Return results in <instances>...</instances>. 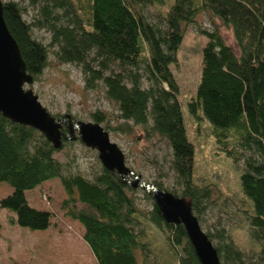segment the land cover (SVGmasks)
<instances>
[{
    "label": "trees",
    "instance_id": "1",
    "mask_svg": "<svg viewBox=\"0 0 264 264\" xmlns=\"http://www.w3.org/2000/svg\"><path fill=\"white\" fill-rule=\"evenodd\" d=\"M76 1L81 17L73 11L72 0H48L42 8L43 26L52 34V44L58 47L57 60L82 65L89 88L101 80L106 97L117 107L123 121L140 126L150 116V133L167 141L172 170L182 186L179 195L170 193L184 200L192 213L198 208L201 213L212 190L195 185L194 147L188 139L178 101L179 88L170 65L176 61L186 27L196 21L199 13L209 12L232 29L238 57L216 30L202 31L207 41L202 48L199 81L194 97L187 102V112L210 124L214 144L226 156L230 157L236 147L252 153L244 161L240 190L249 203L252 236L263 241L264 0H174L163 17L165 31L151 24L140 11L146 5L164 4V0ZM2 7L5 24L19 47L26 72L34 80L47 66L46 49L32 39L30 26L16 3L5 2ZM56 10L67 15V24H59ZM91 51L108 62L134 68L143 64L149 86L141 87L137 73L129 74L127 82L121 74L102 76L101 71L89 66ZM91 119L95 124L105 121L101 113L92 114ZM55 152L42 134L0 114V183L12 189L0 200V208L13 214L9 222L32 231L52 226L51 213L32 208L25 193L57 178L67 196L61 203L62 209L83 227V241L96 264H143L137 255L144 244L134 231V222L140 215L128 195L132 191L130 186L115 171L105 168L93 181L79 175L63 176ZM149 214L151 223L164 228L172 248L180 251L178 264H200L181 224L166 223L154 203ZM206 235L210 241L219 240V244L213 245L219 264H252L245 263L233 243L226 242L224 231ZM260 253L264 262V248ZM139 257L142 259L141 254Z\"/></svg>",
    "mask_w": 264,
    "mask_h": 264
},
{
    "label": "rangeland",
    "instance_id": "2",
    "mask_svg": "<svg viewBox=\"0 0 264 264\" xmlns=\"http://www.w3.org/2000/svg\"><path fill=\"white\" fill-rule=\"evenodd\" d=\"M0 1L14 2L20 7L23 20L30 26L32 39L46 49L47 66L32 84L25 85L24 89L30 90L51 116L65 123H93L92 114L104 115L105 121L99 125L123 155L124 166L129 172L120 177L132 189L128 195L133 199L140 215L134 222V231L138 234L140 243L144 244L140 252L142 259L139 253L137 255L139 261L143 264H178L180 251L172 248L164 228L151 223L149 214L153 205L150 191L155 185L178 195L182 190L172 170V154L167 141L150 133L152 125L150 116L147 123L140 126L134 125L132 121H123L119 117L117 107L106 97V89L101 80L95 81L90 88L86 86L87 75L84 74L82 65L61 63L57 60L58 47L52 44V34L43 26L45 22L42 8L48 0H37L35 3L28 0ZM72 1L73 11L81 17L77 1ZM173 2L174 0H164V4L146 5L140 11L151 24L165 31L163 17ZM54 15L59 24L68 23L67 15L62 10H56ZM214 30L238 57L239 50L232 29L224 26L211 13L201 12L196 16V21L186 27L183 40L176 52V61L170 65L179 88L178 101L181 104L188 139L194 147L195 185L209 186L212 190L210 198L201 206L203 207L201 213L198 208L193 215L205 234L224 231L227 236L226 242L233 243L235 249L242 254L245 263L264 264L260 253L264 248V240L257 241L252 236L249 203L243 198L240 190L239 177L244 171V161L253 156L252 153L236 147L233 148L230 157L226 156L215 146L210 124L201 118H192L187 112V102L194 97L199 81L202 48L207 41L202 31ZM87 61L92 69L101 71L102 76L121 74L126 81L129 74L137 73L141 76V87L149 86L143 64L134 68L120 65L118 62H108L96 56L94 51L90 52ZM54 158L61 163L63 176L79 175L93 181L103 169L98 151L86 146L76 131L66 135L62 140L61 149L55 152ZM136 177L140 178L137 183ZM142 185L149 188L143 189ZM11 191L10 186L0 183V200ZM25 194L32 208L51 213L52 226L47 232H43L15 225L19 231L18 240L15 234L7 232L8 228L13 226L9 222L13 214L0 208V224L7 229L2 232L3 236L11 239L16 236L13 242L0 239V264H35L28 244L36 238L37 264H96L90 249L83 241V227L67 217L66 210L62 209L61 203L67 196L59 179L48 180ZM18 241L22 246L18 247ZM211 243L217 245L219 240L214 238ZM10 255L17 259V262L9 259Z\"/></svg>",
    "mask_w": 264,
    "mask_h": 264
},
{
    "label": "water",
    "instance_id": "3",
    "mask_svg": "<svg viewBox=\"0 0 264 264\" xmlns=\"http://www.w3.org/2000/svg\"><path fill=\"white\" fill-rule=\"evenodd\" d=\"M3 3L0 1V114L14 124L30 127L44 136L57 151L62 147L63 120H56L39 103L37 97L25 85H30L33 78L27 74L19 47L11 36L4 18ZM68 118V117H67ZM69 134L75 131L80 140L88 147L95 148L99 159L108 171L127 174L123 155L117 146L109 140L108 134L99 124L68 122ZM140 178H135V183ZM148 189L147 185H142ZM153 203L158 207L166 223L181 224L200 264H219L217 253L201 229L197 218L184 200L170 192L151 188Z\"/></svg>",
    "mask_w": 264,
    "mask_h": 264
},
{
    "label": "crops",
    "instance_id": "4",
    "mask_svg": "<svg viewBox=\"0 0 264 264\" xmlns=\"http://www.w3.org/2000/svg\"><path fill=\"white\" fill-rule=\"evenodd\" d=\"M0 239L1 238H3V239H1V240H4V241H7V242H13V239L16 237V238H18V240H19V237L20 236H18L19 234V231H17V227H15V225L13 224V226L12 227H9L8 228V231L7 232H10V233H12V234H15L16 236L15 237H12V239L11 238H9V237H4L3 236V233L2 232H5L7 229H4L3 228V226L0 224ZM51 228V226L48 228V229H46V230H44L43 232H47L49 229ZM24 239V238H23ZM23 239H20V241L21 240H23ZM24 241V240H23ZM22 241V242H23ZM28 245H30L29 247L31 248V249H29V250H31V252H32V257H33V261L35 262V264H37V238L36 239H34L30 244H28ZM20 246H22L21 245V243L18 241V247H20ZM10 258L9 259H13L14 257H12L11 255L9 256ZM14 260V262H17L16 260L17 259H13ZM12 263V262H11Z\"/></svg>",
    "mask_w": 264,
    "mask_h": 264
},
{
    "label": "flooded vegetation",
    "instance_id": "5",
    "mask_svg": "<svg viewBox=\"0 0 264 264\" xmlns=\"http://www.w3.org/2000/svg\"><path fill=\"white\" fill-rule=\"evenodd\" d=\"M61 131H62L63 134H64L63 137H62V140L66 138V135H67V134L70 135V134H69V130H68V128H67V123L64 122V123L62 124V129H61Z\"/></svg>",
    "mask_w": 264,
    "mask_h": 264
}]
</instances>
